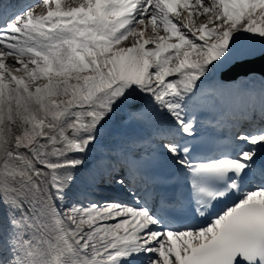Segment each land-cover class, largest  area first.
<instances>
[{
    "label": "snow or ice",
    "instance_id": "1",
    "mask_svg": "<svg viewBox=\"0 0 264 264\" xmlns=\"http://www.w3.org/2000/svg\"><path fill=\"white\" fill-rule=\"evenodd\" d=\"M41 5L9 13L0 2V264H264V128L207 162L184 139L196 136L205 81L264 59V46L238 44L240 33L264 40V0ZM144 99L171 120L162 147L190 178L187 209L206 225L173 226V205L160 197L153 208L147 192L134 204L72 199L105 125Z\"/></svg>",
    "mask_w": 264,
    "mask_h": 264
},
{
    "label": "bare ground",
    "instance_id": "2",
    "mask_svg": "<svg viewBox=\"0 0 264 264\" xmlns=\"http://www.w3.org/2000/svg\"><path fill=\"white\" fill-rule=\"evenodd\" d=\"M37 11V9H35V12ZM243 42H244V48L248 47L249 45L255 46L256 48H259L261 46H264V40L261 39H253L252 41H250L248 38H246L245 36H243ZM239 44V43H238ZM11 59V58H9ZM12 65H9V67H11ZM118 115V113L116 112L115 115H113V117H116ZM114 222V221H112Z\"/></svg>",
    "mask_w": 264,
    "mask_h": 264
},
{
    "label": "rangeland",
    "instance_id": "3",
    "mask_svg": "<svg viewBox=\"0 0 264 264\" xmlns=\"http://www.w3.org/2000/svg\"><path fill=\"white\" fill-rule=\"evenodd\" d=\"M43 10V9H42ZM41 9H40V12L42 11ZM40 12H38V13H40Z\"/></svg>",
    "mask_w": 264,
    "mask_h": 264
},
{
    "label": "water",
    "instance_id": "4",
    "mask_svg": "<svg viewBox=\"0 0 264 264\" xmlns=\"http://www.w3.org/2000/svg\"><path fill=\"white\" fill-rule=\"evenodd\" d=\"M124 118V114H123V116H122V119Z\"/></svg>",
    "mask_w": 264,
    "mask_h": 264
}]
</instances>
